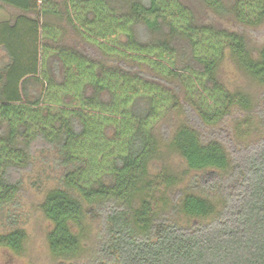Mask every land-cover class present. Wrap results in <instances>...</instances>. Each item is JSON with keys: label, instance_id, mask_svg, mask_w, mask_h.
I'll list each match as a JSON object with an SVG mask.
<instances>
[{"label": "trees", "instance_id": "1", "mask_svg": "<svg viewBox=\"0 0 264 264\" xmlns=\"http://www.w3.org/2000/svg\"><path fill=\"white\" fill-rule=\"evenodd\" d=\"M0 8V250L23 252L27 174L56 264H264V0Z\"/></svg>", "mask_w": 264, "mask_h": 264}, {"label": "rangeland", "instance_id": "2", "mask_svg": "<svg viewBox=\"0 0 264 264\" xmlns=\"http://www.w3.org/2000/svg\"><path fill=\"white\" fill-rule=\"evenodd\" d=\"M9 17V14H3V18ZM224 26L229 27L225 22ZM232 27V26H231ZM252 46H257L264 42V25L258 28H248L244 32ZM226 80L234 83L235 86L248 84V81L241 73L236 71L231 65L225 67ZM164 165L168 166L174 172H180L185 169L181 159L175 154H165ZM163 163L157 162L158 168H162ZM162 164V165H161ZM156 173V172H155ZM32 176V175H31ZM24 177L23 195H22V227L26 231L27 240L20 255L13 254L7 250H0V264H56L55 257H52L46 241V233L50 230V223L43 217L39 210L44 190L51 187V181L43 182L42 187L35 188L31 185L32 180ZM162 189V186H160ZM159 188V189H160ZM96 225L93 224L89 230L86 239H82V246L87 250L86 256L92 246Z\"/></svg>", "mask_w": 264, "mask_h": 264}, {"label": "crops", "instance_id": "3", "mask_svg": "<svg viewBox=\"0 0 264 264\" xmlns=\"http://www.w3.org/2000/svg\"><path fill=\"white\" fill-rule=\"evenodd\" d=\"M3 14H7V10L0 8V22L8 20V17L3 18Z\"/></svg>", "mask_w": 264, "mask_h": 264}]
</instances>
